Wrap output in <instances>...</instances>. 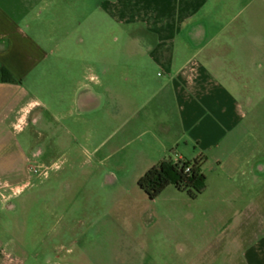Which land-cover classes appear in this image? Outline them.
Instances as JSON below:
<instances>
[{"label": "crops", "instance_id": "obj_1", "mask_svg": "<svg viewBox=\"0 0 264 264\" xmlns=\"http://www.w3.org/2000/svg\"><path fill=\"white\" fill-rule=\"evenodd\" d=\"M64 4L0 0V162L9 165L0 167V184L26 177L30 155L17 136L47 124L48 107L34 95L50 89L45 80L62 63ZM102 7L113 25L129 26L120 44L128 54L82 81L124 79L132 91L143 88L142 111L153 128L145 133L167 151L183 146L173 163L206 158L207 188L195 200L207 194L210 206L238 210L220 243L204 251L222 264H264V0H109ZM88 86L80 91L91 90V105L102 97ZM0 264H16L1 239Z\"/></svg>", "mask_w": 264, "mask_h": 264}, {"label": "rangeland", "instance_id": "obj_2", "mask_svg": "<svg viewBox=\"0 0 264 264\" xmlns=\"http://www.w3.org/2000/svg\"><path fill=\"white\" fill-rule=\"evenodd\" d=\"M104 2L109 0H65L59 20L66 44L56 51L62 63L45 80L50 89L34 95L48 107L47 124L17 136L28 155L39 149L43 156L26 162L18 185L0 184L21 190L16 196L0 192V239L16 264H222L204 250L220 243L217 236L238 210L210 206L207 194L193 200L174 186L150 200L139 180L173 162L183 146L167 151L145 133L153 128L142 111L146 97L139 84L132 91L124 79L82 81L84 73L108 70L111 60L128 54L120 44L129 26L113 25L99 10ZM79 41L87 50L76 47ZM83 84L101 94L100 110H79ZM169 120L164 116L167 132ZM6 166L0 162L4 172ZM4 200L17 209L7 211Z\"/></svg>", "mask_w": 264, "mask_h": 264}, {"label": "trees", "instance_id": "obj_3", "mask_svg": "<svg viewBox=\"0 0 264 264\" xmlns=\"http://www.w3.org/2000/svg\"><path fill=\"white\" fill-rule=\"evenodd\" d=\"M206 162L204 156L192 161L178 163L164 161L159 166L149 170L142 177L138 186L147 194L150 200H155L170 186L180 192L187 193L195 200L207 188V178L203 172ZM190 168L188 172L187 169Z\"/></svg>", "mask_w": 264, "mask_h": 264}, {"label": "flooded vegetation", "instance_id": "obj_4", "mask_svg": "<svg viewBox=\"0 0 264 264\" xmlns=\"http://www.w3.org/2000/svg\"><path fill=\"white\" fill-rule=\"evenodd\" d=\"M89 88H90V86H88ZM91 90H84V91H80V93H79V96H78V101H77V104H78V108H79V110H81V112L82 113H85L86 111H89V112H92L93 110H94V108L95 107H97L99 104H101L102 103V99L101 98H99L98 96H94V100H95V102L93 103V104H91V105H88L86 102L89 100V98H92L91 97V92H90ZM93 96V95H92ZM93 99V98H92ZM100 101V102H99ZM85 104H87L86 106H84ZM34 122H36V120H34ZM42 156H43V153H42V151L41 150H37V149H35V150H32L31 151V153H30V158H29V160L31 159V160H37V161H40V159L42 158ZM29 187H31V185L30 186H27L26 187V189H28ZM25 189V190H26ZM24 190V191H25ZM23 191V192H24ZM23 192H22V194H23ZM21 194V195H22ZM20 195V196H21ZM19 196V197H20ZM5 208L6 209H14V210H16L17 209V206H15L14 204H12L11 202L7 205V206H5Z\"/></svg>", "mask_w": 264, "mask_h": 264}, {"label": "built area", "instance_id": "obj_5", "mask_svg": "<svg viewBox=\"0 0 264 264\" xmlns=\"http://www.w3.org/2000/svg\"><path fill=\"white\" fill-rule=\"evenodd\" d=\"M41 167V166H40ZM41 169H42V167H41ZM187 171L189 172L190 171V168H188L187 169ZM34 174H39V171L38 170H34ZM10 190L15 196L16 195H18V194H20L21 193V190H20V188L19 187H17V188H12L11 186H9V185H0V192L1 191H6V190ZM22 189V188H21ZM1 197L4 199L5 198V196L4 195H2L1 194Z\"/></svg>", "mask_w": 264, "mask_h": 264}]
</instances>
